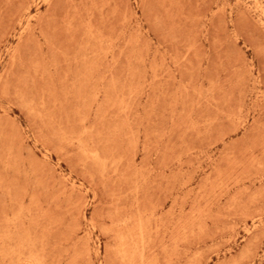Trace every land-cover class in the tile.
Segmentation results:
<instances>
[{
    "label": "rangeland",
    "instance_id": "1",
    "mask_svg": "<svg viewBox=\"0 0 264 264\" xmlns=\"http://www.w3.org/2000/svg\"><path fill=\"white\" fill-rule=\"evenodd\" d=\"M0 264H264V0H0Z\"/></svg>",
    "mask_w": 264,
    "mask_h": 264
},
{
    "label": "bare ground",
    "instance_id": "2",
    "mask_svg": "<svg viewBox=\"0 0 264 264\" xmlns=\"http://www.w3.org/2000/svg\"><path fill=\"white\" fill-rule=\"evenodd\" d=\"M263 12V11H262Z\"/></svg>",
    "mask_w": 264,
    "mask_h": 264
}]
</instances>
